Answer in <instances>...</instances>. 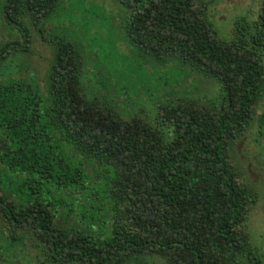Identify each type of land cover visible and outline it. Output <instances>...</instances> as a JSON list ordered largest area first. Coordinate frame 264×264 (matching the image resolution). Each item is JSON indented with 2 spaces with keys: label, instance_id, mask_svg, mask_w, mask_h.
I'll return each mask as SVG.
<instances>
[{
  "label": "trees",
  "instance_id": "trees-1",
  "mask_svg": "<svg viewBox=\"0 0 264 264\" xmlns=\"http://www.w3.org/2000/svg\"><path fill=\"white\" fill-rule=\"evenodd\" d=\"M114 1L127 13L131 46L216 81L221 101L186 99L159 107L152 120L122 119L106 98L88 101L83 62L65 36L77 33L88 55L97 53L95 3L0 0V23L22 39L0 45V219L8 234L0 223V239L14 245L17 233H29L49 264H264L241 231L253 199L228 155L264 93V0L229 40L219 38L204 0ZM53 20L65 27L44 39L51 59L41 80L22 58L29 27L44 38ZM97 60L112 97L130 100L138 87Z\"/></svg>",
  "mask_w": 264,
  "mask_h": 264
},
{
  "label": "rangeland",
  "instance_id": "rangeland-1",
  "mask_svg": "<svg viewBox=\"0 0 264 264\" xmlns=\"http://www.w3.org/2000/svg\"><path fill=\"white\" fill-rule=\"evenodd\" d=\"M90 1L96 4L94 6L97 17L96 28L99 31L95 36L94 51L97 53L93 52L90 57L81 37L73 31L65 32V36L67 35L75 43L80 60L83 62L81 79L90 103L96 104L106 98L112 103H109L111 106L108 111L113 114L118 113L122 119L138 117L152 120L157 111H160L159 107L178 104L181 100H192L201 105L218 104L221 101L222 92L216 81L196 73L189 75L187 67L177 68L174 62L155 60L131 46L124 32L127 13L120 9L114 0ZM204 1L207 5V15L222 40L233 38V27L237 20L245 18L248 22H254L262 3V0ZM63 26L54 20L46 22L44 38L39 34L36 37L35 28L29 27L32 43L22 62H27L28 69L35 71L41 80L44 79L51 59V49L44 39L56 32H63ZM15 39L22 42L17 32L11 31L5 23H0V45L3 46ZM99 45L104 46L103 50L101 47L100 50L98 49ZM96 58L106 67H115L120 77L129 84L128 88L138 87L132 89L138 92L136 94L133 93L134 91L129 92L133 94L130 100L128 94L113 98L112 93L104 85ZM163 85L170 87L155 94L145 93L146 90L150 92L160 89ZM114 102L117 106H112ZM260 119L264 120V93L255 109L253 120L229 145L228 155L238 181L253 199L246 221L241 228L242 234L264 257V123H261ZM0 223L1 232L5 237L8 235L6 226L1 219ZM68 224L72 225L74 221L71 219ZM17 236L23 238L20 243L14 245H11L10 241L0 239V264H49L41 243L27 232H19ZM128 264H164V261L157 257H145L131 260Z\"/></svg>",
  "mask_w": 264,
  "mask_h": 264
}]
</instances>
